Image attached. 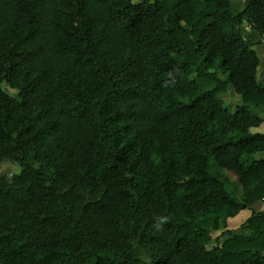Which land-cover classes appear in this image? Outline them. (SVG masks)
<instances>
[{
  "label": "trees",
  "instance_id": "16d2710c",
  "mask_svg": "<svg viewBox=\"0 0 264 264\" xmlns=\"http://www.w3.org/2000/svg\"><path fill=\"white\" fill-rule=\"evenodd\" d=\"M260 66L264 0H0V264H264Z\"/></svg>",
  "mask_w": 264,
  "mask_h": 264
},
{
  "label": "rangeland",
  "instance_id": "374dc122",
  "mask_svg": "<svg viewBox=\"0 0 264 264\" xmlns=\"http://www.w3.org/2000/svg\"><path fill=\"white\" fill-rule=\"evenodd\" d=\"M192 24H194L193 25V28L190 30V31H187L186 33H185V37H186V42H187V44H189V42H190V40H191V38L195 35V32H194V29H195V27H197V25H198V22L195 20V18H192ZM184 37V38H185ZM259 73L258 74H260V73H262V74H260V75H262V78H264V68H262L261 66L259 67ZM263 80V79H262ZM261 80V81H262ZM11 94L13 93V92H10ZM259 131L260 132H263L264 131V125H262L261 127H260V129H259ZM12 166L11 165H7L5 168H4V171H11V168ZM229 180H230V182H233V183H235V179L233 178V177H231L230 175H229ZM237 186V185H236ZM237 190L238 191H240V188L237 186ZM261 210H263L264 211V207L263 208H260ZM220 264H228V262H227V258H225V260L224 261H221L220 262Z\"/></svg>",
  "mask_w": 264,
  "mask_h": 264
}]
</instances>
